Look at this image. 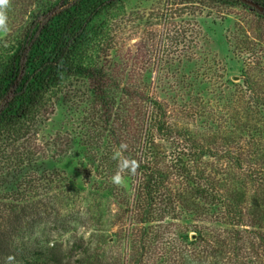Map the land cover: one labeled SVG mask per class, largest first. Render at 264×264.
<instances>
[{"label":"rangeland","instance_id":"obj_1","mask_svg":"<svg viewBox=\"0 0 264 264\" xmlns=\"http://www.w3.org/2000/svg\"><path fill=\"white\" fill-rule=\"evenodd\" d=\"M59 2L0 7V64ZM76 58L0 128V264H264V10L112 0Z\"/></svg>","mask_w":264,"mask_h":264},{"label":"trees","instance_id":"obj_2","mask_svg":"<svg viewBox=\"0 0 264 264\" xmlns=\"http://www.w3.org/2000/svg\"><path fill=\"white\" fill-rule=\"evenodd\" d=\"M111 1L93 0L86 5V0H61L30 26L25 40L0 64V128L20 124L40 104L44 94L65 78L95 75L92 68L78 62L76 50L89 22ZM252 1L264 10V0ZM46 15L50 18L46 19ZM54 18L59 19L54 23ZM97 89L102 95V86ZM228 199L225 204L236 209L235 200Z\"/></svg>","mask_w":264,"mask_h":264},{"label":"clouds","instance_id":"obj_3","mask_svg":"<svg viewBox=\"0 0 264 264\" xmlns=\"http://www.w3.org/2000/svg\"><path fill=\"white\" fill-rule=\"evenodd\" d=\"M7 0H0V7L6 6ZM6 22H7V17L4 14L2 10H0V29L6 30ZM121 147H124L123 145ZM116 156H119V152L116 153ZM115 158V157H114ZM122 167H127V162L125 161ZM113 180L115 183L119 184L121 183V176L117 174L116 176L113 177ZM13 259L12 257H9V260Z\"/></svg>","mask_w":264,"mask_h":264},{"label":"water","instance_id":"obj_4","mask_svg":"<svg viewBox=\"0 0 264 264\" xmlns=\"http://www.w3.org/2000/svg\"><path fill=\"white\" fill-rule=\"evenodd\" d=\"M242 1H244V2H246V3H248V4L252 5V6H254L256 8H258L259 10H262L263 9L262 7H260L256 3H254L252 0H242ZM233 79H237L236 76H233Z\"/></svg>","mask_w":264,"mask_h":264}]
</instances>
